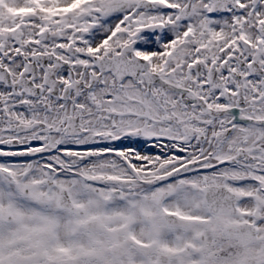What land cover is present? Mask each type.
I'll return each instance as SVG.
<instances>
[{"label": "snow or ice", "instance_id": "snow-or-ice-1", "mask_svg": "<svg viewBox=\"0 0 264 264\" xmlns=\"http://www.w3.org/2000/svg\"><path fill=\"white\" fill-rule=\"evenodd\" d=\"M0 264H264V0H0Z\"/></svg>", "mask_w": 264, "mask_h": 264}]
</instances>
